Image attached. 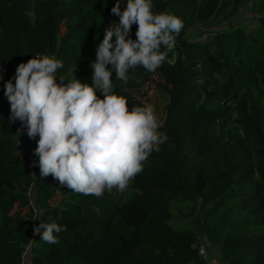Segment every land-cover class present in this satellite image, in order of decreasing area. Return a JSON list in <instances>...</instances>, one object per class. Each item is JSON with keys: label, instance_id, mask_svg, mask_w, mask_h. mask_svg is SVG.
I'll list each match as a JSON object with an SVG mask.
<instances>
[{"label": "trees", "instance_id": "1", "mask_svg": "<svg viewBox=\"0 0 264 264\" xmlns=\"http://www.w3.org/2000/svg\"><path fill=\"white\" fill-rule=\"evenodd\" d=\"M116 2L0 0V264H23L28 248L31 264H208L203 237L224 264H264V0H152L153 13L174 14L184 27L156 71L137 67L125 84L113 70L129 109L146 105L134 92L151 82L168 97L159 129L168 139L125 193H76L39 167L35 178L18 154L20 142L38 161L39 136L9 119L5 83H15L20 63L46 54L63 62L64 84H92L96 47L119 21ZM249 4L253 29L232 27ZM197 25L222 30L194 41L187 33ZM57 193L63 201L53 206ZM37 209L40 222L66 228L59 243L34 233Z\"/></svg>", "mask_w": 264, "mask_h": 264}, {"label": "clouds", "instance_id": "2", "mask_svg": "<svg viewBox=\"0 0 264 264\" xmlns=\"http://www.w3.org/2000/svg\"><path fill=\"white\" fill-rule=\"evenodd\" d=\"M152 7V0H127L121 11L117 0L111 12L119 21L105 29L96 47L92 84L77 78L64 84L61 76L57 83L63 62L46 54L20 63L15 83H5L9 119L20 120L29 138L39 136L34 153L42 177L51 175L61 186L84 195L123 192L143 171L148 156L167 141L153 107L129 109L112 84L113 70L115 78L126 84L130 70L156 71L175 47V37L184 27L182 19L169 12L155 14ZM134 24L138 26L135 40L130 37ZM65 230L56 221L34 227V233L49 244L59 243L57 234Z\"/></svg>", "mask_w": 264, "mask_h": 264}, {"label": "rangeland", "instance_id": "3", "mask_svg": "<svg viewBox=\"0 0 264 264\" xmlns=\"http://www.w3.org/2000/svg\"><path fill=\"white\" fill-rule=\"evenodd\" d=\"M126 1V0H122ZM251 5H246V7L241 11L239 17H237L235 20L231 22L232 27H240L244 30L251 31L254 24L253 14L250 12ZM223 28H228L229 24L228 22L221 23ZM216 27L215 29H217ZM204 27L197 25L193 27L188 33L187 37L194 41H201L203 42L202 30ZM220 29V28H218ZM222 30V28L220 29ZM158 80V79H156ZM57 83H60V79L56 77ZM135 96L137 99L143 101L146 105H150L153 107L154 112L156 113L160 123H162V117L164 114L165 106L168 103V97L166 94L157 87L156 82L149 83L145 88H143L140 92L135 93ZM28 163L30 165V172L33 174V176L36 178L38 175V161L34 159V157L31 155L28 159ZM125 193V192H123ZM31 201L35 208H37V204L35 203V197H36V188L35 186L32 187V190L30 192ZM63 197L60 193H57V195L52 199L51 205L55 206L60 203H62ZM38 210V209H37ZM42 211L38 210L36 212V225H39L40 219H41ZM198 246L201 248V254L205 258L208 264H224L221 260L217 250L212 247V245L206 240L205 237L200 238V241L198 243ZM23 264H31V249L28 248L27 252L24 256V263Z\"/></svg>", "mask_w": 264, "mask_h": 264}, {"label": "built area", "instance_id": "4", "mask_svg": "<svg viewBox=\"0 0 264 264\" xmlns=\"http://www.w3.org/2000/svg\"><path fill=\"white\" fill-rule=\"evenodd\" d=\"M202 30V35L201 37H203V42L208 41V39L213 36L217 29L215 28H210V29H201ZM18 154L20 155L21 159L23 160L24 164L26 165V167L30 170V165L28 163V159L29 157L32 155L31 150L23 143H18Z\"/></svg>", "mask_w": 264, "mask_h": 264}, {"label": "crops", "instance_id": "5", "mask_svg": "<svg viewBox=\"0 0 264 264\" xmlns=\"http://www.w3.org/2000/svg\"><path fill=\"white\" fill-rule=\"evenodd\" d=\"M37 212V211H36Z\"/></svg>", "mask_w": 264, "mask_h": 264}]
</instances>
